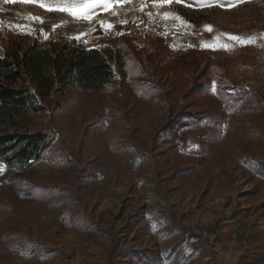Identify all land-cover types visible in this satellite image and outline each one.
<instances>
[{
  "label": "rangeland",
  "instance_id": "rangeland-1",
  "mask_svg": "<svg viewBox=\"0 0 264 264\" xmlns=\"http://www.w3.org/2000/svg\"><path fill=\"white\" fill-rule=\"evenodd\" d=\"M35 42L125 66L15 127L53 143L0 163V264H264V0H122L90 22L0 0V55Z\"/></svg>",
  "mask_w": 264,
  "mask_h": 264
},
{
  "label": "trees",
  "instance_id": "trees-1",
  "mask_svg": "<svg viewBox=\"0 0 264 264\" xmlns=\"http://www.w3.org/2000/svg\"><path fill=\"white\" fill-rule=\"evenodd\" d=\"M124 66L119 52L73 42L55 50L38 42L5 50L0 55V163L26 170L48 156L53 143L50 133L15 128L24 116L43 110L41 97L64 95L73 85L82 91L103 90Z\"/></svg>",
  "mask_w": 264,
  "mask_h": 264
},
{
  "label": "snow or ice",
  "instance_id": "snow-or-ice-1",
  "mask_svg": "<svg viewBox=\"0 0 264 264\" xmlns=\"http://www.w3.org/2000/svg\"><path fill=\"white\" fill-rule=\"evenodd\" d=\"M4 3H11L14 0H3ZM21 2H30L35 3L39 7L46 8L49 11H61L66 13L67 15L71 16L75 20H82L85 22H90L94 15L95 10L98 7H103L105 11L110 9L114 3H120L122 0H53L52 4L50 5L46 0H21ZM126 2V0H124ZM179 2V0H178ZM234 2V0H229V3ZM172 0H160L161 6L163 4H170ZM35 19H39L38 17ZM102 23V22H101ZM112 25H106V29H110ZM211 30V29H207ZM229 39L236 40L240 42L251 43L252 38H249L247 41H241V38L230 36ZM206 47H215L214 45H205ZM223 48H228V45H221ZM4 169L0 166V172Z\"/></svg>",
  "mask_w": 264,
  "mask_h": 264
}]
</instances>
